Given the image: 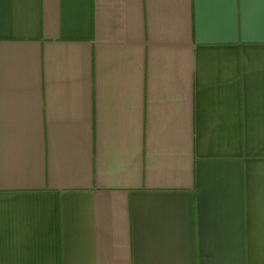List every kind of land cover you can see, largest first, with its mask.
<instances>
[{
	"label": "crops",
	"instance_id": "1",
	"mask_svg": "<svg viewBox=\"0 0 264 264\" xmlns=\"http://www.w3.org/2000/svg\"><path fill=\"white\" fill-rule=\"evenodd\" d=\"M0 264H264V0H0Z\"/></svg>",
	"mask_w": 264,
	"mask_h": 264
}]
</instances>
